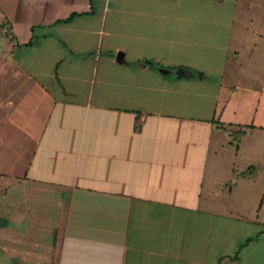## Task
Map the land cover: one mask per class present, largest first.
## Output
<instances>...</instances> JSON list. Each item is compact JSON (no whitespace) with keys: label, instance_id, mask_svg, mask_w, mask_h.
Masks as SVG:
<instances>
[{"label":"crops","instance_id":"crops-1","mask_svg":"<svg viewBox=\"0 0 264 264\" xmlns=\"http://www.w3.org/2000/svg\"><path fill=\"white\" fill-rule=\"evenodd\" d=\"M0 30V264H264V0H0Z\"/></svg>","mask_w":264,"mask_h":264},{"label":"rangeland","instance_id":"rangeland-1","mask_svg":"<svg viewBox=\"0 0 264 264\" xmlns=\"http://www.w3.org/2000/svg\"><path fill=\"white\" fill-rule=\"evenodd\" d=\"M6 35L4 33V30H0V49L1 47L5 46L6 44ZM181 96L178 95L177 97L173 98V100L177 101L176 103H180Z\"/></svg>","mask_w":264,"mask_h":264},{"label":"water","instance_id":"water-1","mask_svg":"<svg viewBox=\"0 0 264 264\" xmlns=\"http://www.w3.org/2000/svg\"><path fill=\"white\" fill-rule=\"evenodd\" d=\"M116 60H119V54H117V56H116ZM158 69V71H160V72H162V73H164V72H166L167 70H165V69H163V68H157ZM168 72V71H167Z\"/></svg>","mask_w":264,"mask_h":264},{"label":"trees","instance_id":"trees-1","mask_svg":"<svg viewBox=\"0 0 264 264\" xmlns=\"http://www.w3.org/2000/svg\"><path fill=\"white\" fill-rule=\"evenodd\" d=\"M70 16H71V15H70ZM238 135H239V133L236 134L235 141L237 140Z\"/></svg>","mask_w":264,"mask_h":264}]
</instances>
